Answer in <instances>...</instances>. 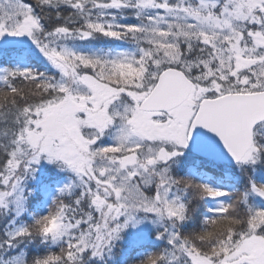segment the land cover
I'll return each mask as SVG.
<instances>
[{
    "label": "snow or ice",
    "instance_id": "6c2138e0",
    "mask_svg": "<svg viewBox=\"0 0 264 264\" xmlns=\"http://www.w3.org/2000/svg\"><path fill=\"white\" fill-rule=\"evenodd\" d=\"M0 264H264V0H0Z\"/></svg>",
    "mask_w": 264,
    "mask_h": 264
}]
</instances>
